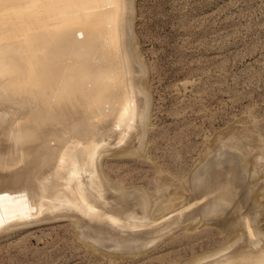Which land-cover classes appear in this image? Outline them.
I'll use <instances>...</instances> for the list:
<instances>
[{
	"label": "bare ground",
	"instance_id": "obj_1",
	"mask_svg": "<svg viewBox=\"0 0 264 264\" xmlns=\"http://www.w3.org/2000/svg\"><path fill=\"white\" fill-rule=\"evenodd\" d=\"M134 14V0H0V231L68 218L92 248L123 256L145 254L175 227L217 225L222 247L177 264H264V233L247 209L262 197L253 177L246 192L247 171L257 174L240 149L236 163L212 154L219 143L206 148L211 160L204 153L189 180L160 177L157 200L103 171L114 142L125 145L113 154L144 151L150 123Z\"/></svg>",
	"mask_w": 264,
	"mask_h": 264
},
{
	"label": "rangeland",
	"instance_id": "obj_2",
	"mask_svg": "<svg viewBox=\"0 0 264 264\" xmlns=\"http://www.w3.org/2000/svg\"><path fill=\"white\" fill-rule=\"evenodd\" d=\"M134 11L133 31L148 70L144 79L151 99L150 127L142 156L126 158L117 153L125 142H114L102 154L107 156L101 159L103 171L127 187L145 188L157 200L160 177L189 180L194 168L206 164L202 155L219 143L213 155L228 151L239 163L241 150L246 166L253 163L246 168L257 175L246 170L243 185L246 192L255 184L254 193L262 189L257 196L264 207V0H134ZM229 137L238 151L227 148ZM220 141L227 149L220 148ZM252 206L249 213L256 211L259 217L252 213L251 223L255 226L258 219L255 224L264 233V208L258 212ZM67 219H41L0 231V264H177L219 249L225 240L217 225L175 227L154 240L157 244L144 249L145 254L123 257L97 248L99 244L98 250L92 248Z\"/></svg>",
	"mask_w": 264,
	"mask_h": 264
},
{
	"label": "water",
	"instance_id": "obj_3",
	"mask_svg": "<svg viewBox=\"0 0 264 264\" xmlns=\"http://www.w3.org/2000/svg\"><path fill=\"white\" fill-rule=\"evenodd\" d=\"M0 187L3 188L4 185L1 184ZM28 223H29V222H27V223H23V224H17V225H15V226L7 227V228H5V229L12 228V227H16V226H20V225H26V224H28ZM30 223H32V222H30ZM5 229H3V230H5ZM3 230H1V231H3Z\"/></svg>",
	"mask_w": 264,
	"mask_h": 264
}]
</instances>
